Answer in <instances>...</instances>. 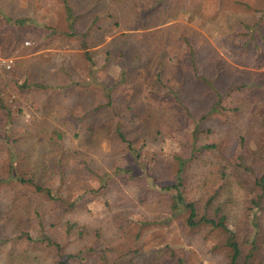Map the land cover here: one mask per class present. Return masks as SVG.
<instances>
[{
    "label": "rangeland",
    "instance_id": "374dc122",
    "mask_svg": "<svg viewBox=\"0 0 264 264\" xmlns=\"http://www.w3.org/2000/svg\"><path fill=\"white\" fill-rule=\"evenodd\" d=\"M69 6L71 16L62 0H0V55L14 59L0 68V177H34L57 197L0 183V229L9 234L0 264L51 263L52 248L18 238L16 227L40 229V219L59 235L74 225L68 250L105 248L106 264H228L219 229L191 227L169 207L163 187L177 155L188 159L186 201L199 216L225 214L239 262L264 264V250L247 260L264 165V0ZM122 112L135 114L131 146L109 132L115 120L129 122ZM238 156L247 169L236 167ZM260 205L264 228V197ZM127 247L139 251L121 255Z\"/></svg>",
    "mask_w": 264,
    "mask_h": 264
},
{
    "label": "trees",
    "instance_id": "16d2710c",
    "mask_svg": "<svg viewBox=\"0 0 264 264\" xmlns=\"http://www.w3.org/2000/svg\"><path fill=\"white\" fill-rule=\"evenodd\" d=\"M66 6L68 16H71V7L69 6V0H62ZM3 16H6L3 14ZM8 21H11V17H7ZM71 28L73 27V24L71 23ZM18 39V36L13 37V42H15ZM11 41V42H12ZM15 47V44H13ZM17 46V45H16ZM191 47V46H190ZM16 49V47H15ZM192 51V48H190ZM218 73V70H217ZM193 74L196 78L206 81L205 75H202L198 73L197 67L195 64H193ZM160 75V74H159ZM205 78V79H204ZM180 84L181 89H183V81L181 79ZM175 87V83L172 84ZM237 86V87H236ZM235 89H240L241 86L236 85ZM176 91H172V94L178 98V95L175 93ZM109 104L110 100L108 101ZM114 109V108H112ZM111 109V112H112ZM127 110L131 111V108H126ZM186 111L189 109L186 107ZM94 110V109H93ZM124 116L131 115L129 122L122 121V120H115L113 124H111L109 128V132L111 134L116 135L117 137L121 138V140H125L129 143V146H131L132 140L128 138V135L130 134L129 126L132 122V118L134 117V112H128L127 114L122 112ZM91 123V122H89ZM88 128H91L89 125ZM57 135H60L57 132ZM201 147H207L206 145H203ZM177 161V171L175 175V179L173 182L168 183L164 185L163 189L165 192L171 191V201H170V209L173 211H176L180 213L181 211H185L186 219L185 222L187 225L191 227H195L199 224H205L209 225L213 229H219L221 233L224 234V245L227 247V263L228 264H247V262L240 263L239 258L242 255V248H241V241L237 237L235 231L230 228L226 223V216L225 214L219 213L216 218H210L206 214L198 215V212L196 210V206L192 201H186L183 195V180L180 176L183 172L185 165L188 161V159H184L180 157L179 155L175 156ZM59 163H61V159L58 160ZM236 167L240 169L241 167L244 169H247V166L243 164V162L240 161V156L236 158ZM8 178H2L0 177V183L5 180H11L16 182L18 185H29L33 186L35 192H42L44 195H46L48 198L55 199L57 198L53 191H51L50 188H44L41 184H39L34 177H26V175H21L19 173H9ZM254 183L260 188L261 193H259L257 199H252V206L250 208L249 214H248V224L250 226L249 229V241L251 244V249L247 253V260L250 258H253L255 260L257 258V253H261L264 250V228L262 227V219L261 216L258 215V212H260L261 205L260 201L264 197V165L262 166V173L260 176H257L254 178ZM42 220V219H40ZM38 220L36 224L39 225L40 229L38 227H30L29 229H20V227H16L19 229L18 238L25 237L28 242H42L45 243V247L52 248L54 250V254L52 256V260L50 264H72L74 262H86L88 261V258L93 257L96 264H106L107 260V254L106 249H98L94 246L84 247L82 249L77 250L76 252L69 251L68 250V238L71 234H69L72 231V228L74 225L68 224L65 227V233L64 234H57L53 229L46 230L42 228L41 223L42 221ZM7 223H10L9 220H7ZM32 232H34L35 235H32ZM83 229H78L77 233L80 235H83ZM9 239V234L4 231V229H0V243L5 242ZM87 248V249H86ZM139 249H133L131 247H127L121 251V255L131 254V253H137ZM175 256L174 251H170ZM178 264H184V260L181 257H178L177 259Z\"/></svg>",
    "mask_w": 264,
    "mask_h": 264
},
{
    "label": "built area",
    "instance_id": "2783aa9c",
    "mask_svg": "<svg viewBox=\"0 0 264 264\" xmlns=\"http://www.w3.org/2000/svg\"><path fill=\"white\" fill-rule=\"evenodd\" d=\"M29 42H26L28 44ZM14 59L13 57L1 56L0 55V68L4 71H8L13 67Z\"/></svg>",
    "mask_w": 264,
    "mask_h": 264
}]
</instances>
